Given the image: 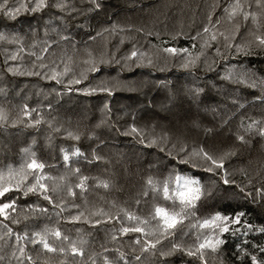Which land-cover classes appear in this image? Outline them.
Returning a JSON list of instances; mask_svg holds the SVG:
<instances>
[{
  "label": "trees",
  "instance_id": "obj_1",
  "mask_svg": "<svg viewBox=\"0 0 264 264\" xmlns=\"http://www.w3.org/2000/svg\"><path fill=\"white\" fill-rule=\"evenodd\" d=\"M37 3L0 0V264H264V0Z\"/></svg>",
  "mask_w": 264,
  "mask_h": 264
},
{
  "label": "snow or ice",
  "instance_id": "obj_2",
  "mask_svg": "<svg viewBox=\"0 0 264 264\" xmlns=\"http://www.w3.org/2000/svg\"><path fill=\"white\" fill-rule=\"evenodd\" d=\"M44 6H45V0H39V3H37L36 8L33 9V10H34V11H35V10H38V9H40V8H43ZM97 7H99L98 4H97ZM205 31H207V29H205ZM214 38H215V37H213V39H214ZM261 43L264 44V40H261ZM165 51H168V52H171V53H175L177 50H176V49H166ZM182 51H183V50H182ZM131 55H132V56H136L137 53H136L135 51H133ZM76 82L79 83V81H76ZM132 131H133V132H136L137 130H136L135 128H133ZM239 139H240V140H243L244 138H243V137H239ZM78 154H79L78 151H77L76 153H74V155H78ZM202 155H203V158H204V159L210 161V162H211L213 165H215L216 167H223V163H222V161L218 163L217 160L213 159L212 156H210V155H209L208 153H206V152H202ZM64 159H65V160H68V159H69V157H68L67 154H65ZM27 167H28V168H33V169H35V168H43V165H42V164H37L36 161L33 160L32 163H30V164L27 165ZM207 171H212V168H208ZM177 179H178V182H179V178H177ZM148 183H149V184H152V181L149 180ZM196 183H198V182L195 181V180H188V181L185 182V185L187 186V185H190V184H196ZM224 183L227 184L228 181L225 180ZM80 186H81V187L83 186V182L81 183ZM107 186H108L107 184L104 185V187H107ZM39 187H40L41 189H43V188H45V185H43V184H39ZM9 190H10L9 188L4 187L2 190H0V196H4V194L7 193ZM35 190H36L35 186H34L33 188H30V189H29V191H35ZM190 191H195L196 193H199L200 190H199V188H196V189H194V190H191V189H190ZM163 195H164L165 198H171V197L169 196V189H168L167 185H165V186L163 187ZM180 195H181V197L187 202V204H189V205H193V206H194V203H193V202H194L196 199H199V196H198V195L191 197V199H189L187 196H185L184 193H181ZM46 198H47V197H46ZM10 207H11L10 204H4V205L0 206V214H4V213H5V209H8V208H10ZM155 211H156V215H157V216L163 217V219H164V224L166 225L167 228H169V229L174 228V227L176 226V224L179 223V221L176 219L175 216H170V215H169V213L167 212V210L158 207V208H156ZM242 215H243V213H239V214H237V216L235 217V220H233L232 222H238L239 219H240V216H242ZM131 218H132V219H135V217H131ZM228 219H229V218H228L227 216H223V217H222L221 215L217 214L215 217L212 218V221H205L204 224L202 225V227H209V226H212L213 224H216L217 221H221V220H223V221H228ZM216 226H217V227H220L219 224H216ZM228 230H229V229L227 228V226L220 227V231H222V232H226V231H228ZM124 231L127 232V231H129V229H124ZM131 231H137V232H140V231H143V229H141V228H135V229H131ZM52 235L55 236L56 238H60V237H61V233H60L59 231H55V232H53ZM64 239H67V237H64ZM33 242L35 243V242H37V241H33ZM39 242L43 244V247H44L46 250H48V251H50V252L57 251V249H56V248H53V247L48 243V241H47L46 239L41 238V240H40ZM220 243H222V241H220V240H217V241L215 242V244L211 243L210 241H207V242H205V243L200 244V245H199V249H204L205 247L215 248V247H216L217 245H219ZM153 247H155V245H153ZM173 247H174V250H176V249L179 248V246H177V245H174ZM199 249H198L197 251H199ZM59 251L63 252L64 249H59ZM71 252H72V254H74V255H75V254H80V250H79L78 248H76L74 245H73L72 248H71ZM21 253H23V249H21ZM188 255L195 256V255H197V253H196V252L189 251V252H188ZM29 259H30V258H29ZM137 259H139V257H137Z\"/></svg>",
  "mask_w": 264,
  "mask_h": 264
},
{
  "label": "rangeland",
  "instance_id": "obj_3",
  "mask_svg": "<svg viewBox=\"0 0 264 264\" xmlns=\"http://www.w3.org/2000/svg\"><path fill=\"white\" fill-rule=\"evenodd\" d=\"M179 178V182H178V179ZM176 178V181H175V190H174V193L176 195L177 198H179L180 200H183L185 201L182 197H181V193H184L185 196H187L189 199H191V197L193 196H196V192L195 191H190L191 190H194L196 188H198L197 184H190V185H185V182L188 181V180H193V179H189V178H185V177H182V176H179ZM170 216H173L171 214H169ZM163 222H164V219L163 217H161Z\"/></svg>",
  "mask_w": 264,
  "mask_h": 264
}]
</instances>
